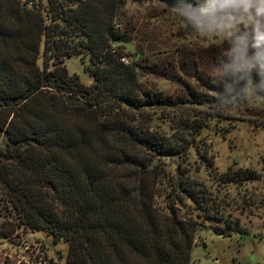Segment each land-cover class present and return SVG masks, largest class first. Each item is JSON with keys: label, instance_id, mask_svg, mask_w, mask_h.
Segmentation results:
<instances>
[{"label": "trees", "instance_id": "obj_1", "mask_svg": "<svg viewBox=\"0 0 264 264\" xmlns=\"http://www.w3.org/2000/svg\"><path fill=\"white\" fill-rule=\"evenodd\" d=\"M44 3L0 0V190L7 204L20 224L67 244L64 264H189L205 225L178 218L173 203L187 198L205 219L223 217L181 162L214 116L190 118L182 108L208 98L143 87L140 71L149 65L122 61L133 32L125 0ZM78 54L87 56L90 85L63 63ZM158 118L172 133L153 125ZM165 158L177 161L169 213L154 201ZM225 219L214 230H242Z\"/></svg>", "mask_w": 264, "mask_h": 264}, {"label": "rangeland", "instance_id": "obj_2", "mask_svg": "<svg viewBox=\"0 0 264 264\" xmlns=\"http://www.w3.org/2000/svg\"><path fill=\"white\" fill-rule=\"evenodd\" d=\"M123 11L125 21L133 27L126 59L141 58L140 62L149 65L140 71L143 87L181 97L190 92L205 95V105L187 104L182 110L190 118L214 114L208 115L211 119L195 136L194 147L181 162L208 188L203 195L205 204L212 212L220 210L223 217L205 219L207 213H199L187 198L173 203L178 218L205 225L195 233L197 243L192 246L189 264H264V93L250 91L244 101L217 106V92L206 70L222 42L190 32L167 0H125ZM84 59L87 61L86 55L78 54L63 63L70 75L76 74L90 85L93 78L85 69ZM37 63L44 67L42 56ZM189 72L191 75H187ZM153 125L167 134L173 131L165 119L158 118ZM204 158L213 163L211 169L203 163ZM161 163L164 173L158 180L154 201L157 209L169 213L168 184L177 161L165 158ZM227 216L242 230H214L217 224L225 225ZM4 234L6 238L0 237V264H64L67 244L20 224L0 190V236Z\"/></svg>", "mask_w": 264, "mask_h": 264}, {"label": "clouds", "instance_id": "obj_3", "mask_svg": "<svg viewBox=\"0 0 264 264\" xmlns=\"http://www.w3.org/2000/svg\"><path fill=\"white\" fill-rule=\"evenodd\" d=\"M171 7L190 32L222 42L206 70L217 106L264 93V0H174Z\"/></svg>", "mask_w": 264, "mask_h": 264}, {"label": "built area", "instance_id": "obj_4", "mask_svg": "<svg viewBox=\"0 0 264 264\" xmlns=\"http://www.w3.org/2000/svg\"><path fill=\"white\" fill-rule=\"evenodd\" d=\"M37 0H24V2L28 5V6H32ZM122 61L124 62H128V60L126 58H122Z\"/></svg>", "mask_w": 264, "mask_h": 264}]
</instances>
